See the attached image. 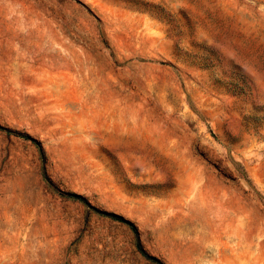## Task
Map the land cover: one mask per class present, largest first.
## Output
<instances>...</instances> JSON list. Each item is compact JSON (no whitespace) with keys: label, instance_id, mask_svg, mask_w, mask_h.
<instances>
[{"label":"rangeland","instance_id":"rangeland-1","mask_svg":"<svg viewBox=\"0 0 264 264\" xmlns=\"http://www.w3.org/2000/svg\"><path fill=\"white\" fill-rule=\"evenodd\" d=\"M138 242L264 264V0H0V264Z\"/></svg>","mask_w":264,"mask_h":264},{"label":"trees","instance_id":"trees-1","mask_svg":"<svg viewBox=\"0 0 264 264\" xmlns=\"http://www.w3.org/2000/svg\"><path fill=\"white\" fill-rule=\"evenodd\" d=\"M35 143H36L37 145H39L38 142H35ZM243 177H245L244 174H243ZM68 196H69L70 198H72V199H75V200L85 201L84 198H83L82 196L77 195V194L70 193V194H68ZM113 217H115L116 219H118V220L121 221L122 223H125L126 225H129L130 227H132L133 231L137 234L136 230L133 228V226H132V224H131L130 222H128L127 220H124L123 218L117 217V216H113ZM137 248L141 251V253H143L144 257H145L147 260H149V261L152 262V263L160 264V262H159L156 258H154V257H152V256H150V255H148V254H146V253L142 250V248H141L139 242L137 243Z\"/></svg>","mask_w":264,"mask_h":264}]
</instances>
